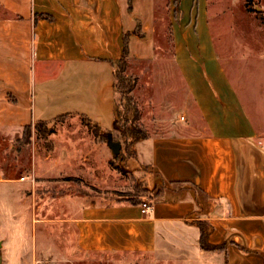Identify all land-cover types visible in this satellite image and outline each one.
<instances>
[{
	"label": "crops",
	"instance_id": "obj_1",
	"mask_svg": "<svg viewBox=\"0 0 264 264\" xmlns=\"http://www.w3.org/2000/svg\"><path fill=\"white\" fill-rule=\"evenodd\" d=\"M167 6L175 72L160 81L148 64V83L167 84L176 96L169 100L181 111L135 146V161L147 169L150 210L104 193L89 199L66 194L67 216L53 222L65 221L72 230L74 253L117 260L126 253L156 259L161 247L189 242L199 246L202 220L215 246L209 250L218 255L211 264H264V117L262 125L249 113L215 50L206 0H168ZM154 8L155 0H0V132L16 137L36 120L73 113L100 133L114 128L115 62L125 34L127 60L155 59ZM57 135L46 137L57 155L43 156L51 159L52 175L81 170L95 179L100 160L92 150L78 145L77 155V144L63 146L56 138L65 135ZM37 169L49 175L48 166ZM18 180L0 168V186ZM9 220L11 230L20 224ZM48 236L58 253L62 242Z\"/></svg>",
	"mask_w": 264,
	"mask_h": 264
},
{
	"label": "rangeland",
	"instance_id": "obj_2",
	"mask_svg": "<svg viewBox=\"0 0 264 264\" xmlns=\"http://www.w3.org/2000/svg\"><path fill=\"white\" fill-rule=\"evenodd\" d=\"M206 2V17L215 50L231 81L236 83L245 107L249 113L258 117L256 120L262 124L264 0H250L248 3L246 0ZM167 3L168 0H155L154 37L159 48L155 50V59L127 60L124 74L136 77L134 88L127 94L130 100L127 107H124L126 100L124 98L122 100V93L116 91V101L122 106L115 127L108 132H111L113 140L121 144L118 154H112L110 148L106 147V131L100 133L97 125L76 113L59 115L42 124L46 130H53L52 133L56 135H65L56 138L64 142L63 146L67 147L68 142L77 144L75 151L77 155L82 154L79 150L83 148L78 145H84L92 150L93 155L97 157L95 159L100 160L99 163L92 160V163L96 162L98 166L95 179L89 176H86L88 178L86 179L85 172L81 170L62 172L58 176L52 175L54 172L49 169L51 159H43L48 153L55 152L56 155L58 153V149L53 151L52 141L46 139L52 133L45 137H36L32 130L29 142L25 143L23 131L16 137L0 132V167L6 177L20 179L19 183L16 181L10 182V185L0 186L1 264H211L212 258L218 256L216 251L200 250L199 246L190 242L188 246L179 244L168 249L161 247L156 252V259L146 253H126L125 258L117 260L100 254L74 253L71 247L72 230L65 221L53 222L54 218L64 219L67 216L68 204L64 197L66 194H87L89 199L93 195L104 193L111 199L141 197L142 200L149 201V191L146 188L147 169L144 163L135 161L136 143L145 137L138 138L132 133L140 134L143 129L148 136L150 131H157L163 126V118H169L175 111L180 114L181 111L180 108L175 109L169 100L176 99V96L167 84L157 83L156 88H149L148 83L152 76L147 70L148 64H154L152 77L160 81H164L175 72L172 67L174 58L170 53L169 25L166 21ZM161 63L163 66L159 65ZM172 85L176 83L173 81ZM154 96L157 97L156 103L153 102ZM134 110L138 112L137 117ZM61 153L65 157L67 150ZM81 160H76L75 164L80 165ZM33 162L39 167L48 166L49 175L39 176L38 169L35 170L36 166L33 168ZM84 170L90 175L93 174L89 168ZM7 190L11 192L10 196ZM51 194L55 196L51 197ZM9 218H13L17 224L20 223L16 229L11 230L14 224H10ZM50 233L54 238L57 235V242H62L58 247L60 254L57 253L56 246L51 245L52 240L48 236ZM59 236L64 237V240L62 241ZM13 238L16 239V244L12 246L8 241ZM49 247H52L51 251ZM63 252H67V258H62Z\"/></svg>",
	"mask_w": 264,
	"mask_h": 264
},
{
	"label": "trees",
	"instance_id": "obj_3",
	"mask_svg": "<svg viewBox=\"0 0 264 264\" xmlns=\"http://www.w3.org/2000/svg\"><path fill=\"white\" fill-rule=\"evenodd\" d=\"M177 1L178 0H173V3L176 4ZM248 1L250 0H246L247 3ZM123 41H124L123 54L115 62L114 87L116 91L122 93V100L123 98L126 100L124 107H127V104L130 101L127 94H129L134 88L136 84V77L124 74V70H125L126 63H127V35L126 34L124 36ZM121 106L122 104L119 101L115 102V122L117 121V117H119ZM134 111H135V117H137L138 112L136 110ZM84 119L89 121V119H86L85 117ZM44 121H47V120H36L32 126L31 125L24 126L22 137L23 136L25 137L26 139L25 143L29 142L32 130L35 133L36 137H39V136L45 137L48 133L49 134L52 133L53 130H49V129L46 130L45 126L42 125ZM132 135L138 138L147 136L146 131L143 129L141 130L140 134L132 133ZM123 200H126L127 202L132 203V204H140L143 201L141 197H137V198L129 197V198H123ZM197 225L200 229L199 246L204 249L214 248L215 246L210 245L207 242V231H208L207 223L205 221L199 220L197 222Z\"/></svg>",
	"mask_w": 264,
	"mask_h": 264
},
{
	"label": "water",
	"instance_id": "obj_4",
	"mask_svg": "<svg viewBox=\"0 0 264 264\" xmlns=\"http://www.w3.org/2000/svg\"><path fill=\"white\" fill-rule=\"evenodd\" d=\"M106 143H107L108 147L110 148V151L112 154H114V155L118 154L120 147H121V144H120V142L112 139L111 132H107ZM1 245H2V241L0 239V264L2 261V246Z\"/></svg>",
	"mask_w": 264,
	"mask_h": 264
},
{
	"label": "built area",
	"instance_id": "obj_5",
	"mask_svg": "<svg viewBox=\"0 0 264 264\" xmlns=\"http://www.w3.org/2000/svg\"><path fill=\"white\" fill-rule=\"evenodd\" d=\"M23 178V177H22ZM140 208H141V212L143 213H146L150 210L151 208V203L147 200H143L141 203H140Z\"/></svg>",
	"mask_w": 264,
	"mask_h": 264
}]
</instances>
